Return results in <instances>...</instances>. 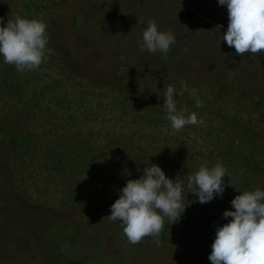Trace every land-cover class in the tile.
I'll list each match as a JSON object with an SVG mask.
<instances>
[{"label": "rangeland", "instance_id": "1", "mask_svg": "<svg viewBox=\"0 0 264 264\" xmlns=\"http://www.w3.org/2000/svg\"><path fill=\"white\" fill-rule=\"evenodd\" d=\"M16 15L48 25L50 52L24 72L0 56V264H177L173 224L132 245L108 218L150 164L187 181L220 162L229 195L264 190V54L223 41L218 0H0V26ZM149 20L167 54L140 50ZM182 81L202 107L185 92L177 108L203 123L174 131Z\"/></svg>", "mask_w": 264, "mask_h": 264}, {"label": "clouds", "instance_id": "2", "mask_svg": "<svg viewBox=\"0 0 264 264\" xmlns=\"http://www.w3.org/2000/svg\"><path fill=\"white\" fill-rule=\"evenodd\" d=\"M218 4L226 6L228 12L223 41L234 47L239 56L264 54V0H218ZM3 23L0 18V25ZM47 27L41 19L20 15L8 18L6 26H0V56L4 63L14 65L21 72L38 69L50 52ZM175 43L174 34L160 31L155 20L148 21L142 39L137 41L141 51L164 54ZM181 84L178 93L171 85L166 88L163 103L166 119L174 131L203 123L195 112L187 114L186 108L178 110L175 96H183L185 92L195 100L196 107H202L199 89H189L183 81ZM225 175L228 176L227 169L222 163L212 167L203 164L188 175L187 188L198 197L199 203L210 202L223 195ZM185 199L184 185L168 178L159 165L150 164L138 179L127 180L119 198L111 205L108 218L121 222L130 244L152 237L159 246L165 218L170 225L178 222L187 206ZM231 204L234 211L225 210L223 217L232 219L217 227L208 259L211 264H264V190L243 191Z\"/></svg>", "mask_w": 264, "mask_h": 264}, {"label": "trees", "instance_id": "3", "mask_svg": "<svg viewBox=\"0 0 264 264\" xmlns=\"http://www.w3.org/2000/svg\"><path fill=\"white\" fill-rule=\"evenodd\" d=\"M185 167L188 168V166ZM251 169L252 171L255 170V165H252ZM139 173L143 175V170L140 169ZM190 173L195 172L188 171L187 177ZM182 175L184 174H180V176ZM112 176L119 178L116 172L112 173ZM126 179L129 180V177H126ZM176 181L184 185L185 203L187 204L180 220L173 223L175 227L172 228V232H176L174 237L177 239L175 241L177 244V255L175 257L178 261L177 264L181 262L183 264H211L208 256L212 251L211 245L215 239L216 229L232 219L231 217L225 219L223 212L225 210L234 211L231 201L242 191L237 192L236 195L231 193L229 195L228 188H225L222 196L218 195L210 202L201 204L198 197L189 192L187 181L184 178L178 176ZM123 183H125L124 179ZM226 184L225 181L224 185ZM165 223H170V221L165 219Z\"/></svg>", "mask_w": 264, "mask_h": 264}]
</instances>
